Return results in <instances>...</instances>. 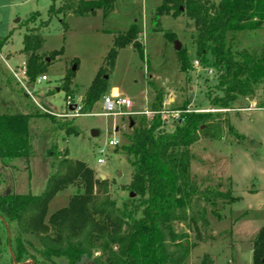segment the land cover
I'll return each instance as SVG.
<instances>
[{
  "label": "rangeland",
  "instance_id": "obj_1",
  "mask_svg": "<svg viewBox=\"0 0 264 264\" xmlns=\"http://www.w3.org/2000/svg\"><path fill=\"white\" fill-rule=\"evenodd\" d=\"M66 1L0 0V41L4 42L0 45V113L31 114L28 121L34 147V155L26 165L18 160L15 167H9L0 160V192L40 193L54 170V162L68 154L72 159L85 161L94 169L96 178L105 179L111 197L120 206L125 203L140 207V200L136 196L130 199V192L122 188L129 184L132 167L121 145L131 130L129 119L144 115L118 120L88 115L102 109L101 99L92 109H85L82 101L101 69L107 77V93L125 97L134 110L145 106L153 109L154 102L162 100L160 110L179 108L182 112L211 113L208 125L201 126L205 130L198 132V139L189 150L192 182H196L200 193H212L213 201L207 202L201 196L196 208L205 210L198 225L202 238L186 222L174 223L175 231L188 233L185 238L191 249L183 264H201L205 254L211 264H252L253 243L264 225V82L252 95H239L221 106L223 92L217 83L221 73L212 65L210 54L205 62L197 54V29L192 18L185 14L175 18L162 16L161 30L155 31L151 29V18L161 0H114V7L106 16L102 10L87 15L58 12ZM134 23L140 31L144 55L127 45L119 49L110 67L107 56L114 36ZM29 29L44 39L40 53L46 55L48 63L45 72L28 82L21 72L28 56L21 49L23 35ZM164 30L172 32L173 38H167ZM226 34L231 50L246 48L264 56V25L257 30L240 29ZM176 39L188 51L189 71L180 68L174 48ZM52 50L61 53L52 58ZM196 59L199 65H194ZM70 70L74 73L71 90L65 94L60 86ZM45 74L48 78L38 81ZM68 96L75 104L73 108L66 103ZM76 108L79 115L75 114ZM163 126L172 130L174 123ZM75 129L77 134L67 132ZM96 129L98 133L93 136L91 131ZM112 137H118L120 143L109 146ZM99 157L105 161L99 163ZM76 190L75 185H70L55 194L47 216L64 207ZM16 237V223L0 214V264H67L60 258L54 263L46 261L40 240L28 233L23 234L26 253L17 259ZM100 253L94 249V257Z\"/></svg>",
  "mask_w": 264,
  "mask_h": 264
},
{
  "label": "trees",
  "instance_id": "obj_2",
  "mask_svg": "<svg viewBox=\"0 0 264 264\" xmlns=\"http://www.w3.org/2000/svg\"><path fill=\"white\" fill-rule=\"evenodd\" d=\"M113 3L114 0H67L58 12L87 15L102 10L106 16ZM160 3L151 18V29L161 30L162 16L175 18L185 14L194 20L197 54L204 62L210 54L212 65L221 73L217 81L223 92L221 106L239 95H252L258 84L264 82V56L246 48L233 51L226 39L228 31L257 30L264 25V0H161ZM52 15L50 6L49 16ZM139 35L134 23L114 36L107 56L110 67L119 49L127 45H133L144 55ZM164 35L174 36L168 30H164ZM3 43L0 41V45ZM43 44L44 39L37 31L29 29L23 35L21 51L28 56L26 72L30 81L47 68L46 55L40 53ZM61 50H52L49 55L55 58ZM178 55L180 68L189 71L188 51L181 48ZM73 75L70 70L62 78L60 87L65 94L71 90ZM104 75L105 71L100 69L84 93L85 109L94 108L96 101L107 93ZM162 102L155 101L152 108L159 111ZM30 116L0 113V160L5 166L15 167L18 160L26 165L34 155ZM211 117L209 112H181L172 130L165 129L158 114L153 119L144 116L129 119L131 130L121 151L132 170L129 184L122 188L134 192L140 207L125 203L120 206L111 197L107 181L96 178L94 169L85 161L72 159L68 154L54 162V170L40 193H0V214L16 223V258L26 253L23 234L28 233L38 237L43 258L53 263L60 258L67 264H183L191 249L185 238L188 233L175 231L174 223L186 222L202 238L198 225L205 210L196 208L201 196L207 202L213 201L212 193H200L196 182H192L189 150L198 139V132L205 130L201 126H207ZM71 130L67 132L77 134V129ZM70 185L77 190L69 202L47 216L50 200ZM204 223L208 225L206 219ZM253 246L252 264H264V225ZM94 249L101 250L99 256L94 257ZM200 263L211 264L209 256L205 254Z\"/></svg>",
  "mask_w": 264,
  "mask_h": 264
},
{
  "label": "built area",
  "instance_id": "obj_3",
  "mask_svg": "<svg viewBox=\"0 0 264 264\" xmlns=\"http://www.w3.org/2000/svg\"><path fill=\"white\" fill-rule=\"evenodd\" d=\"M194 65H199V61L196 59L194 61ZM15 74V77L17 78L18 82H20V84L22 85L23 88L27 89L23 80L20 78L19 74L15 71H13ZM21 72L24 76H26V80L29 82V77L28 74L26 72V63L24 65H22L21 67ZM48 77L47 75H41L38 78V81L41 80H46ZM28 92L30 93V89L28 90ZM100 102H102V109L97 112H93V113H88V115H96V114H100L109 118H113L114 120L117 119H122L123 117H127L128 115H144L149 119H153L155 115H160V117H162V121L163 124L165 123H169L171 121H173V123H175L177 121V119H180V114L182 112L181 109L177 108V109H167V108H162L161 110L157 111V110H153V109H147L145 106V108L143 110H134L129 104L130 102H128V100L117 94V93H107L104 94L100 100ZM66 103H68V105L70 106V108H73V106H75L74 103H72L71 101V97L68 96ZM148 103V101H147ZM189 111V110H188ZM209 111V110H208ZM76 115H79V109L76 108ZM114 130H118L117 126H114ZM120 143V139L118 137H112V139H110L108 141V145L109 146H116ZM101 152H103L102 150H100ZM99 163L104 162V158L99 157L98 159Z\"/></svg>",
  "mask_w": 264,
  "mask_h": 264
},
{
  "label": "water",
  "instance_id": "obj_4",
  "mask_svg": "<svg viewBox=\"0 0 264 264\" xmlns=\"http://www.w3.org/2000/svg\"><path fill=\"white\" fill-rule=\"evenodd\" d=\"M174 48L177 51L181 49V42L178 39L175 40ZM75 68H76V66L73 67V70H75ZM97 133H98V130L97 129L91 131V134L93 136H96ZM130 196H134V192H130Z\"/></svg>",
  "mask_w": 264,
  "mask_h": 264
},
{
  "label": "crops",
  "instance_id": "obj_5",
  "mask_svg": "<svg viewBox=\"0 0 264 264\" xmlns=\"http://www.w3.org/2000/svg\"><path fill=\"white\" fill-rule=\"evenodd\" d=\"M118 120V119H117ZM117 129H118V127H117ZM4 165V164H3ZM5 166V165H4ZM4 192V191H3ZM3 192H0V193H3Z\"/></svg>",
  "mask_w": 264,
  "mask_h": 264
}]
</instances>
